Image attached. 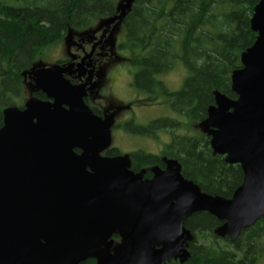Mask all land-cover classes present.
Returning a JSON list of instances; mask_svg holds the SVG:
<instances>
[{"label":"water","instance_id":"water-1","mask_svg":"<svg viewBox=\"0 0 264 264\" xmlns=\"http://www.w3.org/2000/svg\"><path fill=\"white\" fill-rule=\"evenodd\" d=\"M104 23L102 42L131 5ZM255 42L232 73V98L216 92L198 126L213 153L239 164L243 182L231 197L209 193L182 171L166 166L131 168L129 154L104 155L113 141L116 112L99 115L85 101L92 75L84 63L36 64L23 107L7 106L0 126V264H167L186 262L194 233L185 223L209 212L220 237L237 240L264 216V0L255 7ZM71 34L68 36V38ZM94 49L88 53L92 56ZM89 73L74 84L66 74ZM115 236L119 237L116 241Z\"/></svg>","mask_w":264,"mask_h":264},{"label":"trees","instance_id":"trees-1","mask_svg":"<svg viewBox=\"0 0 264 264\" xmlns=\"http://www.w3.org/2000/svg\"><path fill=\"white\" fill-rule=\"evenodd\" d=\"M13 1L0 0V126L7 106L23 107L26 72L70 34L119 13L126 0ZM260 1L132 0L122 19L126 31L123 48L130 52L138 91L150 92L156 76L169 72L177 62L186 70L180 89L163 88L174 116L148 124L130 119L122 129L142 137H153L160 130L169 132L172 140L165 145L164 154L177 158L183 174L204 191L227 197L243 181L241 166L227 163L224 155H215L209 136L198 124L215 103L216 92L237 97L232 73L242 66V53L257 38L251 19ZM194 126L201 133L191 136ZM111 153L118 154L120 149L113 147ZM132 158V169L146 168L147 175L151 165H162L158 156L143 148L134 151ZM221 223L209 212L190 217L185 225L194 233L191 255L184 263L173 259L167 264H259L264 256V216L242 230L235 241L216 233ZM82 264L96 261L88 259Z\"/></svg>","mask_w":264,"mask_h":264},{"label":"flooded vegetation","instance_id":"flooded-vegetation-1","mask_svg":"<svg viewBox=\"0 0 264 264\" xmlns=\"http://www.w3.org/2000/svg\"><path fill=\"white\" fill-rule=\"evenodd\" d=\"M118 27H121L119 29L120 30L119 33L116 30ZM103 29L104 27L99 30H95L93 32H88L83 36H78V34L72 33V35L68 39L69 42L67 43L68 47H67V52L65 56L56 59L54 63H60L61 65H66V66L71 63H74L73 69H76L79 63H84L85 65L84 67H86L88 71L92 70V75L89 81H88L89 73L87 72L86 69H85V74L81 75L79 72H69L66 74V77L69 78L74 84H82L88 81V85L86 86L87 96H85V101L99 115L106 116L110 114L111 112H116L115 125L113 127V130L116 127H120L122 129L121 126L125 124L127 121H129L130 119H136V121H138L137 120L138 118L135 116V113H134L136 111V108H134L135 102L137 103L139 102L138 103V105L140 106L139 109H143L145 111L151 110V112H153V114H149L148 116L145 117L146 124L156 119H160L161 117L172 116V114L163 115L160 112V109H161L160 105L162 103H166L168 105L167 100L163 93V88L165 85H167L166 84L167 80L165 79L166 73H161L156 76L157 83L153 86L150 92L143 93V92L138 91L135 87L136 75L130 63L131 56L129 54V50L123 48V44L125 43V40H126V31H125V27L123 24V20H120V22L118 21L112 24L111 30L105 33V35L103 36L102 42L98 44L96 48L94 49L93 45L94 43L100 40L101 36L103 35ZM93 49H94V52L92 56L87 57L88 53H90ZM122 53H125V54H122ZM115 69H118L121 71V74H122L120 75L121 78L123 77L126 78L125 89H127L130 92L129 98L121 97L119 95L122 101L121 102L122 105H118V104H116L118 106H112L110 104L102 105V103L100 102V99L106 96V93H108L109 91V87L113 83H115L113 81V73ZM116 83H118V81H116ZM33 89H34L33 90L34 95H37L36 93L39 92V93H42L44 97L46 98V95L43 92L36 90L34 87ZM123 98H127V99H123ZM149 99H153L156 102H151L149 101ZM98 105L101 107H99ZM124 108L132 109V113L130 115L128 114V115H125L124 117H121V113L123 112ZM162 132L163 131L160 130L158 131L157 135L153 137L147 136V138L150 140L157 141ZM182 132L184 133L185 130ZM189 133L191 134V136L195 135L194 133L191 132V130ZM171 140H172V136L170 134V140L168 142L166 141H162V142H166L165 143L166 145ZM165 145H164V148H163V145L160 144L161 146L160 149H159V146L157 145L155 150H151V151L148 150L150 153L158 156V159L162 162V165L161 164H155V165H159L160 167H163V168L166 166V161L168 159L174 158V157H170L164 154ZM113 147H118V146L112 145L111 148L104 151L103 154L108 155V156L129 154L131 158V168H132V163H133L132 153L134 151H137L138 149H135L132 152H125V153L120 150V153L117 154V153H111V151L113 150ZM153 166L154 165H151L149 167L150 171ZM142 169H146V168H141L140 170ZM140 170H137L136 172ZM147 173H148V169H146L145 177L152 176V173H150V175H147ZM242 173H243V170H242ZM243 177H244V174H243Z\"/></svg>","mask_w":264,"mask_h":264},{"label":"rangeland","instance_id":"rangeland-1","mask_svg":"<svg viewBox=\"0 0 264 264\" xmlns=\"http://www.w3.org/2000/svg\"><path fill=\"white\" fill-rule=\"evenodd\" d=\"M11 3H14L13 0H9ZM124 3V1H123ZM104 23L105 21H99L96 25L92 26L90 29H85L83 31H80L78 33V36H83L88 32H93L95 30H99L101 28L104 27ZM121 27H118L116 30L119 33ZM74 34V33H73ZM72 35V34H71ZM69 38H66V40L58 45H56L55 47H52L48 50V54L47 56L42 60V62H38L37 64H44V65H51L54 63V61L58 58H61L63 56H65L66 52H67V47H68V40ZM125 54V53H122ZM130 54V52H129ZM178 64H176V66L170 70L169 72L166 73L165 75V79L166 84L168 85L169 89L175 91L181 88V86L183 85L184 79L186 77V70L184 68V66L180 63L177 62ZM121 71L118 69L114 70L113 73V81L115 83H113L110 87H109V91L108 93H106V96L102 99H100V102L102 103V105H106V104H110L112 106H118V105H122L121 104V97H127L129 98L130 92L125 89V83H126V78L123 77L121 78ZM121 78V79H120ZM116 81H118V83H116ZM33 84L32 81L27 77V82L25 84L24 87V97L21 100V104H24L27 99L29 97H31L33 95ZM131 91V90H130ZM120 95V96H119ZM127 98H123V99H127ZM149 101L151 102H156L153 99H149ZM139 103V102H138ZM137 102L134 103V108H136L135 116L138 118L137 120L141 123H146V116H148L149 114H153V112H151V110L149 111H145L143 109H139V105ZM118 104V105H116ZM142 104V102H141ZM99 106V105H98ZM101 107V106H99ZM161 109L160 112L163 115H169L172 114V116H174V113L172 112V110L170 109V107L166 104V103H162L160 105ZM154 111V110H152ZM132 113V109H128V108H124L123 112L121 113V117H124L125 115H130ZM201 131V130H200ZM199 131V129L197 127H193L191 129V132L194 134H199L201 133ZM113 144L115 146H118L120 148V150L122 152H132L135 149H139V148H143L146 150H155L156 146H159L160 149V144L164 145L166 142H168L170 140V133L167 131H163L160 134V137L158 138L157 141L154 140H150L147 137H142V136H134L131 135L130 133H127L126 131H124L123 129H121L120 127H116L113 130ZM162 141H166V142H162ZM157 144V145H156ZM259 264H264V256L261 258V261Z\"/></svg>","mask_w":264,"mask_h":264}]
</instances>
